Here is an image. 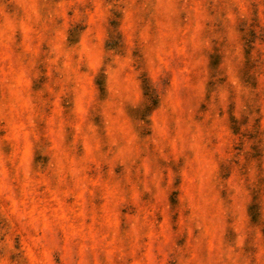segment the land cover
Wrapping results in <instances>:
<instances>
[{
  "label": "clouds",
  "instance_id": "obj_1",
  "mask_svg": "<svg viewBox=\"0 0 264 264\" xmlns=\"http://www.w3.org/2000/svg\"><path fill=\"white\" fill-rule=\"evenodd\" d=\"M0 264H264V0H0Z\"/></svg>",
  "mask_w": 264,
  "mask_h": 264
}]
</instances>
